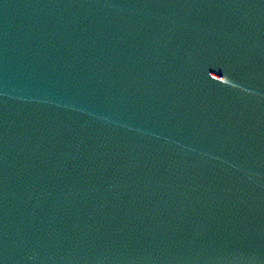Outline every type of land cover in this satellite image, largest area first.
Instances as JSON below:
<instances>
[{
    "label": "water",
    "instance_id": "obj_1",
    "mask_svg": "<svg viewBox=\"0 0 264 264\" xmlns=\"http://www.w3.org/2000/svg\"><path fill=\"white\" fill-rule=\"evenodd\" d=\"M0 264H264V0H0Z\"/></svg>",
    "mask_w": 264,
    "mask_h": 264
}]
</instances>
